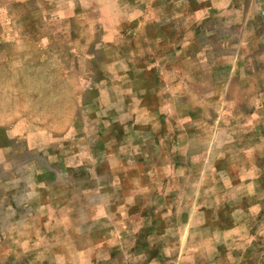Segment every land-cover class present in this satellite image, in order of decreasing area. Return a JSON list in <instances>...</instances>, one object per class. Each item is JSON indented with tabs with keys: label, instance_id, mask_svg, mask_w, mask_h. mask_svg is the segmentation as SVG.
<instances>
[{
	"label": "rangeland",
	"instance_id": "obj_1",
	"mask_svg": "<svg viewBox=\"0 0 264 264\" xmlns=\"http://www.w3.org/2000/svg\"><path fill=\"white\" fill-rule=\"evenodd\" d=\"M0 264H264V0H0Z\"/></svg>",
	"mask_w": 264,
	"mask_h": 264
}]
</instances>
